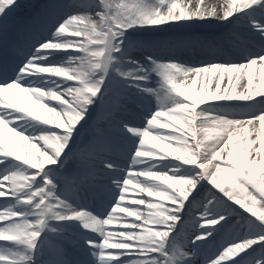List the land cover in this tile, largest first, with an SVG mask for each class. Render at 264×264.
Returning a JSON list of instances; mask_svg holds the SVG:
<instances>
[{
    "label": "snow or ice",
    "instance_id": "6c2138e0",
    "mask_svg": "<svg viewBox=\"0 0 264 264\" xmlns=\"http://www.w3.org/2000/svg\"><path fill=\"white\" fill-rule=\"evenodd\" d=\"M19 7L0 0V264H72L42 259L69 238L75 264H264V0H68L22 50ZM213 23L259 46L160 54Z\"/></svg>",
    "mask_w": 264,
    "mask_h": 264
},
{
    "label": "bare ground",
    "instance_id": "6f19581e",
    "mask_svg": "<svg viewBox=\"0 0 264 264\" xmlns=\"http://www.w3.org/2000/svg\"><path fill=\"white\" fill-rule=\"evenodd\" d=\"M54 1H57V0H42L39 3L40 7L38 6L37 11L33 12V17L31 19V21H29L31 24V28L28 30L29 32L36 33V32L46 31L47 22L50 19L54 18V16L56 15V9H52L50 7H47L48 5L54 4L53 3ZM64 1L67 2L68 0H64ZM209 2L210 3H217V2H222V0H209ZM18 3L20 5V7L16 10V12H18V13L20 12V14H22L25 12V10H28V8L33 4V0H18ZM11 15L8 17L9 29L15 30L17 25L13 24L12 20H16L17 18H19V16L17 18H13V17H11ZM218 26H219L218 24L213 23L212 25H202V26L194 27L192 29H187V30L173 29V30L169 31L168 33H164L162 35H170L174 39V44H173V47H171L170 49L162 51L160 54L162 56H164L165 60H167L168 58H172V59L175 58V59H178V60H180L186 64L199 65L202 62H206L202 58V55H201V51H203V50H205V53H207L209 55L210 61L234 60L238 57L240 48H242V47H258L259 46V42L253 43V42L247 40L249 38V36L246 33V31L242 28H236V29L243 32L244 36L247 38L246 39V41H247L246 46H243L240 43H238V40L234 38V35H232L228 31H222L221 34H218L219 36L215 35V38L214 39L211 38L210 41H204V40L200 39V40L194 41L195 42L194 44H188V43H184L181 41V37H183L185 35V33L191 34L192 36H195V35H199V33H201L204 30L206 31V29L214 30ZM20 27H21V24H20ZM20 27H19L17 33L15 34V37L19 38L20 35L22 36V39L19 40V46H18V49L22 50V48L25 47V44L27 42L28 31H25L23 34H21L20 33ZM227 29H230V28H227ZM183 41H185V40H183ZM175 42H182V43L176 44ZM209 45H215V48H219V51L218 52L216 51L212 54H209V53H211V50L213 49V47H209ZM188 53H191V54H194L195 56H197L196 60L192 61L188 57ZM198 84H199V81H198ZM194 90H196V89H194ZM155 105H156V101H155V98H153V101H152L153 110H155ZM141 111H142L141 109L134 111L136 113L135 118H137L138 120L140 118ZM163 119L164 118L162 117L161 120H163ZM161 131L164 132V131H169V130H161ZM129 187L131 188V186H129ZM135 195L138 197L139 195H143V194H140L138 189H137ZM2 199L3 198H0V200H2ZM145 199H152V198L145 197ZM126 202L130 203V200L126 201ZM133 207L138 208L141 212H144V213H147L149 211V209L147 208L146 205H144V206L133 205ZM127 219L128 220H134L135 218L129 217ZM68 240L71 241L72 244H75V242L72 239L69 238ZM55 253L57 255H60L59 252H55ZM66 255L67 256L65 257V259L72 262V264H75V261L82 258V255L80 253L78 246L75 247V251L68 250V253H66Z\"/></svg>",
    "mask_w": 264,
    "mask_h": 264
},
{
    "label": "rangeland",
    "instance_id": "374dc122",
    "mask_svg": "<svg viewBox=\"0 0 264 264\" xmlns=\"http://www.w3.org/2000/svg\"><path fill=\"white\" fill-rule=\"evenodd\" d=\"M162 40H164V41H169L168 39H162Z\"/></svg>",
    "mask_w": 264,
    "mask_h": 264
}]
</instances>
